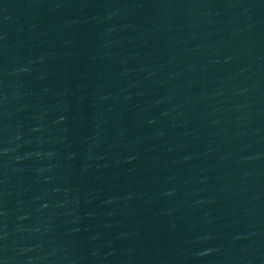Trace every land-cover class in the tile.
Listing matches in <instances>:
<instances>
[{"label": "water", "instance_id": "water-1", "mask_svg": "<svg viewBox=\"0 0 264 264\" xmlns=\"http://www.w3.org/2000/svg\"><path fill=\"white\" fill-rule=\"evenodd\" d=\"M0 264H264V0H0Z\"/></svg>", "mask_w": 264, "mask_h": 264}]
</instances>
